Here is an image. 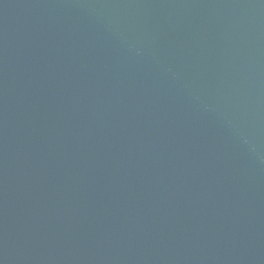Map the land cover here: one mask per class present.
<instances>
[{
    "label": "water",
    "instance_id": "obj_1",
    "mask_svg": "<svg viewBox=\"0 0 264 264\" xmlns=\"http://www.w3.org/2000/svg\"><path fill=\"white\" fill-rule=\"evenodd\" d=\"M0 264H264V0H0Z\"/></svg>",
    "mask_w": 264,
    "mask_h": 264
}]
</instances>
